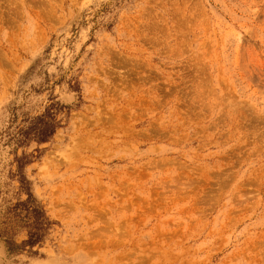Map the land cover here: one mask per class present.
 I'll return each instance as SVG.
<instances>
[{
    "label": "rangeland",
    "instance_id": "1",
    "mask_svg": "<svg viewBox=\"0 0 264 264\" xmlns=\"http://www.w3.org/2000/svg\"><path fill=\"white\" fill-rule=\"evenodd\" d=\"M0 264H264V0H0Z\"/></svg>",
    "mask_w": 264,
    "mask_h": 264
}]
</instances>
